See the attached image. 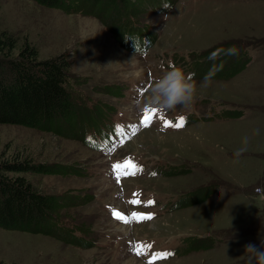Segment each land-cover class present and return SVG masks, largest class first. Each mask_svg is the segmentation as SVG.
<instances>
[{
    "label": "rangeland",
    "instance_id": "rangeland-1",
    "mask_svg": "<svg viewBox=\"0 0 264 264\" xmlns=\"http://www.w3.org/2000/svg\"><path fill=\"white\" fill-rule=\"evenodd\" d=\"M132 2L131 20L150 35L143 52L136 48L146 38L127 36V45L117 38L115 14L0 0V30L14 33L19 45L34 44L40 58L67 56L75 100L87 113L63 133L0 122V161L28 158L77 170L25 176L66 203L54 232L69 228L83 243L0 227L1 264H149L162 252L172 255L155 264H255L245 246L264 241V0ZM232 47L238 55L205 54ZM223 57L222 65L205 69L204 59L214 65ZM232 61L244 67L228 77ZM169 62L192 75L194 99L159 110L143 127L146 108L138 101ZM161 116L183 117L185 126L165 129ZM245 138L247 151L237 160ZM129 159L143 171L118 183L112 165ZM68 196L72 202L64 201ZM114 211L154 218L125 223ZM197 238L207 244L193 247ZM140 243L152 247L137 255Z\"/></svg>",
    "mask_w": 264,
    "mask_h": 264
},
{
    "label": "trees",
    "instance_id": "trees-1",
    "mask_svg": "<svg viewBox=\"0 0 264 264\" xmlns=\"http://www.w3.org/2000/svg\"><path fill=\"white\" fill-rule=\"evenodd\" d=\"M36 1L47 6L62 7L70 12L93 13L102 18L115 14L116 21L111 27L115 25L114 33L121 43L127 45L126 37L133 36L138 41L146 38L147 41L141 47L149 46L148 32L145 33L141 26H137L135 21L131 20L130 15L136 13L133 0ZM226 50L219 49L205 54L223 55ZM224 60L225 57L220 59L218 64L210 65L211 60L206 58L204 67L208 70L209 66L222 65ZM234 62H231L233 67L229 66L227 69L228 77L244 67L243 61L237 66H234ZM72 83L70 61L64 53L40 58L34 44L24 41L19 45L18 37L14 33L7 29L0 30L1 123L22 124L60 133L69 130L87 116L85 107L75 100ZM80 137L82 138V135ZM83 140L87 142L86 139ZM69 171L77 170L59 164L34 162L28 158L0 161V227L54 234L70 242L83 244L82 239L74 236L69 228L64 235L53 230L52 223L55 220L60 223L57 220L58 210L61 205L66 204L62 202V197L37 190L25 176L26 172ZM9 172L15 175H10ZM64 201L72 202L73 198L68 196ZM202 239H193V247L206 245L204 242L206 240Z\"/></svg>",
    "mask_w": 264,
    "mask_h": 264
},
{
    "label": "clouds",
    "instance_id": "clouds-1",
    "mask_svg": "<svg viewBox=\"0 0 264 264\" xmlns=\"http://www.w3.org/2000/svg\"><path fill=\"white\" fill-rule=\"evenodd\" d=\"M227 55L236 56L239 54L235 47L226 50ZM170 63L169 70L155 79L150 85L144 96L138 101L141 110L159 109L160 111L174 110L177 107H187L194 99L196 93V84L193 82L191 74L185 72ZM211 76H206L202 86H207ZM257 134L259 130H256ZM244 147L234 152V157L238 160L241 155L247 151L248 138L243 141ZM247 252H251L255 258V264H264V241H261L259 247L249 243L245 246ZM249 264H252L251 259Z\"/></svg>",
    "mask_w": 264,
    "mask_h": 264
},
{
    "label": "snow or ice",
    "instance_id": "snow-or-ice-1",
    "mask_svg": "<svg viewBox=\"0 0 264 264\" xmlns=\"http://www.w3.org/2000/svg\"><path fill=\"white\" fill-rule=\"evenodd\" d=\"M158 111L159 109H147L146 108L144 115L142 117V120L140 121V124L143 127H149ZM160 119L163 120L164 122L163 127L165 129L169 127L181 129L185 126V120L183 117L179 118V120L176 122L167 120L163 116H161ZM116 130L122 132L123 128L122 126L117 125ZM112 168L115 172V177L118 183L120 182L121 178L124 176H135L138 172L143 171V169L139 168L135 163L131 161V159L125 161L124 163L117 162L112 165ZM130 203L138 205L141 203V201L139 199H133L130 201ZM147 204L152 205L154 204V201L149 200ZM113 215L117 220L123 221L125 223H129L131 221L142 222V221H147V220H151L154 218L153 214H145V213H138V212H134L131 214V216H127L120 211H114ZM151 247H152L151 245H144L143 243H140L136 246L135 252L137 255H141L145 253L146 249H150ZM171 255L172 253H168V252L156 253L152 256L151 260L149 261V264H155V261L157 259H164Z\"/></svg>",
    "mask_w": 264,
    "mask_h": 264
}]
</instances>
